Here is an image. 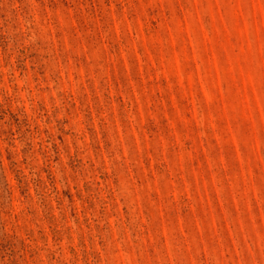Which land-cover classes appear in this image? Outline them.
<instances>
[{
    "label": "rangeland",
    "instance_id": "1",
    "mask_svg": "<svg viewBox=\"0 0 264 264\" xmlns=\"http://www.w3.org/2000/svg\"><path fill=\"white\" fill-rule=\"evenodd\" d=\"M0 264H264V0H0Z\"/></svg>",
    "mask_w": 264,
    "mask_h": 264
}]
</instances>
